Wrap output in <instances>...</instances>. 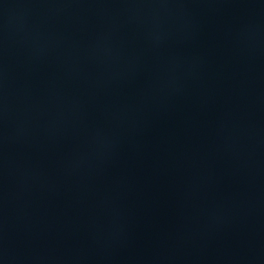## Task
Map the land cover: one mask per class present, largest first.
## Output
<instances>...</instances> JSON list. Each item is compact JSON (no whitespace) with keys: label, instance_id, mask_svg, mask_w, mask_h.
Instances as JSON below:
<instances>
[{"label":"water","instance_id":"1","mask_svg":"<svg viewBox=\"0 0 264 264\" xmlns=\"http://www.w3.org/2000/svg\"><path fill=\"white\" fill-rule=\"evenodd\" d=\"M0 264H264V0H0Z\"/></svg>","mask_w":264,"mask_h":264}]
</instances>
